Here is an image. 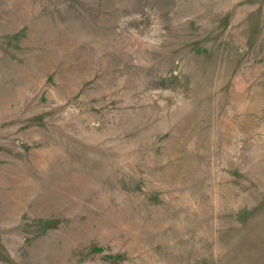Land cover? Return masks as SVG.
Listing matches in <instances>:
<instances>
[{"label":"rangeland","instance_id":"obj_1","mask_svg":"<svg viewBox=\"0 0 264 264\" xmlns=\"http://www.w3.org/2000/svg\"><path fill=\"white\" fill-rule=\"evenodd\" d=\"M0 264H264V0H0Z\"/></svg>","mask_w":264,"mask_h":264}]
</instances>
